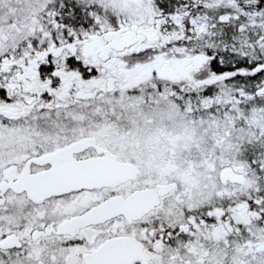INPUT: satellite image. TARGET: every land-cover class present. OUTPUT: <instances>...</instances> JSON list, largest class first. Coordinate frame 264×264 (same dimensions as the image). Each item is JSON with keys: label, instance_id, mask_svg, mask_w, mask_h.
<instances>
[{"label": "snow or ice", "instance_id": "1", "mask_svg": "<svg viewBox=\"0 0 264 264\" xmlns=\"http://www.w3.org/2000/svg\"><path fill=\"white\" fill-rule=\"evenodd\" d=\"M0 264H264V0H0Z\"/></svg>", "mask_w": 264, "mask_h": 264}]
</instances>
